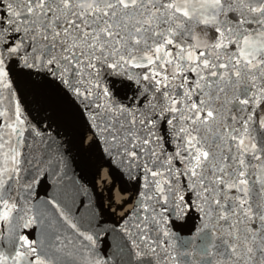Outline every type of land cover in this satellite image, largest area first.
I'll return each instance as SVG.
<instances>
[{"label": "snow or ice", "instance_id": "6c2138e0", "mask_svg": "<svg viewBox=\"0 0 264 264\" xmlns=\"http://www.w3.org/2000/svg\"><path fill=\"white\" fill-rule=\"evenodd\" d=\"M0 264H264V0H0Z\"/></svg>", "mask_w": 264, "mask_h": 264}, {"label": "bare ground", "instance_id": "6f19581e", "mask_svg": "<svg viewBox=\"0 0 264 264\" xmlns=\"http://www.w3.org/2000/svg\"><path fill=\"white\" fill-rule=\"evenodd\" d=\"M91 179V177H90ZM107 182L109 186L112 184V180L109 178L108 170L105 168L100 172V179L96 181L97 188L100 190L99 194L102 195L105 198L107 197V193L103 191L104 183ZM116 197V202L119 204L122 200L128 199L127 196H122L119 191V187L117 186V190L114 193Z\"/></svg>", "mask_w": 264, "mask_h": 264}, {"label": "rangeland", "instance_id": "374dc122", "mask_svg": "<svg viewBox=\"0 0 264 264\" xmlns=\"http://www.w3.org/2000/svg\"><path fill=\"white\" fill-rule=\"evenodd\" d=\"M118 187H119V185H118Z\"/></svg>", "mask_w": 264, "mask_h": 264}]
</instances>
